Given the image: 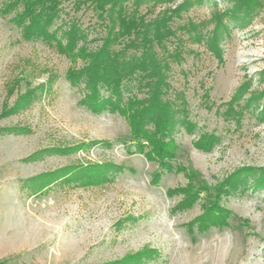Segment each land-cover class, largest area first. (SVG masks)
Listing matches in <instances>:
<instances>
[{"label":"rangeland","instance_id":"obj_1","mask_svg":"<svg viewBox=\"0 0 264 264\" xmlns=\"http://www.w3.org/2000/svg\"><path fill=\"white\" fill-rule=\"evenodd\" d=\"M75 1L62 0L50 30L62 39L77 22L85 34L77 47L95 50L104 23L88 4L76 9ZM183 1L151 6L147 19ZM189 1L172 25L198 24L204 39L177 30L168 41L169 51L181 48V58L170 63L167 96L183 100L185 109L171 163L190 172L198 191L202 182L213 188L244 168L264 170L262 101L246 106L264 91V0L243 26L223 17L229 30L216 49L206 40L213 18L234 1ZM149 8L142 5L140 13ZM19 10L0 11V264H131L133 257L136 264H264V187L222 195L228 225L189 232L187 224L203 212L204 193L179 209L182 194L170 192L189 185L185 172H162L154 184L159 168L135 152L126 120L92 113L80 103L83 84L67 81V72L84 61L55 43L23 40L10 20ZM131 95H144L133 80L124 87V98ZM207 136L216 140L203 150L197 142ZM107 164L121 172L96 184L61 177Z\"/></svg>","mask_w":264,"mask_h":264},{"label":"trees","instance_id":"obj_2","mask_svg":"<svg viewBox=\"0 0 264 264\" xmlns=\"http://www.w3.org/2000/svg\"><path fill=\"white\" fill-rule=\"evenodd\" d=\"M233 6L216 15L213 19L215 28L206 38L207 43L213 46L220 37L228 32V26L223 17L233 18L238 26H243L245 15L254 8L262 5V0H232ZM62 0H2L0 11L2 14L15 13L10 19L25 41H42L55 43L65 55H72L84 61L82 68L70 70L66 79L71 86L83 84L84 94L80 101L92 113L108 111L123 117L129 127L130 141L135 152L142 154L147 160L157 164L159 172L154 173L152 182L156 184L162 172L183 171L190 180L184 188L172 190L170 193H181L183 198L177 204L179 209L191 206L204 193L201 208L203 212L187 224L189 232L193 227L204 232L211 227L223 228L228 225L229 212L219 204L222 195L242 187V191L261 189L264 187V170L255 173V169L244 168L236 171L227 180L216 187H208L203 182L198 191L192 188L190 172L181 166H173L177 147L173 133L178 123V116L185 109L176 99L167 96L169 90L168 72L170 63L181 58V48L168 50L167 43L176 38V31L195 32V41L204 39L199 32L198 24L186 23L173 27V17L190 8L192 3L184 0L182 4L172 10H165L147 19L152 11L151 6L171 3L172 0H76L75 8L88 4L96 16L104 23L105 35L101 38V45L97 49L87 51L84 47H77L78 42L85 37L77 22H71L62 32V39L58 38L50 27L60 15ZM142 5H150L145 13H140ZM243 12L240 18L238 13ZM238 19V20H237ZM213 49V48H212ZM264 78V70L262 71ZM135 81L137 88L144 93L139 98L131 95L124 98V87L128 81ZM240 93L236 94V98ZM234 96V98H235ZM177 98V97H176ZM262 101L264 111V91L249 99L246 106L258 104ZM189 127V125H187ZM216 139L207 136L199 139L197 144L203 150H209ZM121 168L113 164L101 167L94 166L85 172H74L70 178L62 175L65 181H81L82 185L96 184L107 179V175L117 174ZM45 176V175H43ZM39 176L38 178H43ZM254 177V178H253ZM253 178L251 184L248 179ZM138 257L130 259L131 264L138 263ZM122 264V263H118Z\"/></svg>","mask_w":264,"mask_h":264}]
</instances>
